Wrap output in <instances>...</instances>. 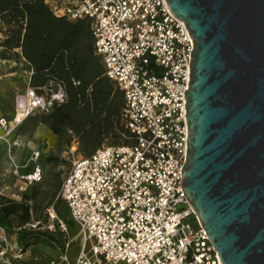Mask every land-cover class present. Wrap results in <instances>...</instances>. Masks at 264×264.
<instances>
[{
    "label": "built area",
    "instance_id": "built-area-1",
    "mask_svg": "<svg viewBox=\"0 0 264 264\" xmlns=\"http://www.w3.org/2000/svg\"><path fill=\"white\" fill-rule=\"evenodd\" d=\"M46 3L56 16L90 19L105 73L124 92L121 122L128 130L124 142L74 159L59 196L80 223L82 245L71 261L69 240L65 250L47 264H222L183 188L188 130L185 89L193 48L185 20L167 0ZM6 36L0 15V40ZM67 98L66 88L57 80L20 90L13 116L19 115L20 120L13 123L12 118L0 116V140L28 116L49 112ZM40 153L33 150V170L20 175L28 183L43 179ZM46 226L68 231L65 221L51 211ZM9 240L0 220L1 259Z\"/></svg>",
    "mask_w": 264,
    "mask_h": 264
},
{
    "label": "water",
    "instance_id": "water-1",
    "mask_svg": "<svg viewBox=\"0 0 264 264\" xmlns=\"http://www.w3.org/2000/svg\"><path fill=\"white\" fill-rule=\"evenodd\" d=\"M193 37L183 188L222 264H264V0H167Z\"/></svg>",
    "mask_w": 264,
    "mask_h": 264
},
{
    "label": "crops",
    "instance_id": "crops-1",
    "mask_svg": "<svg viewBox=\"0 0 264 264\" xmlns=\"http://www.w3.org/2000/svg\"><path fill=\"white\" fill-rule=\"evenodd\" d=\"M44 2L46 3V0ZM49 9L51 10L50 7ZM71 21L78 28L71 32L68 39L64 41L63 47L54 56L55 62L65 63L64 65L62 64L63 66L55 67L51 65V69L45 67L35 70V66L25 57L22 46L19 45L7 49L0 45V116L8 118L14 116L15 96L20 90H24L29 85L40 86L45 82H49L51 77L65 76L67 74H65L66 70L69 69L74 72V74H71L72 79L81 78L88 91H91L101 83L105 86L103 94L104 108L97 115V122L90 121L85 127L79 128V131L66 127L60 133L53 131L49 123L42 121V112H36L19 123L5 139H1L0 201L1 199L21 200L24 192L29 193L36 184L43 182L47 178V167L55 160L65 157L64 155L68 152L76 154L75 156L78 158L90 155L94 150L104 145L125 141L123 133L120 138L115 135L114 126L109 129L110 120L113 124L115 123V115L110 114L109 107L115 97L114 89L118 85L106 75L102 56L95 51V38L92 33L90 19L80 18L72 19ZM68 60L74 63L73 68L69 67ZM32 81L34 82L31 83ZM7 87L11 95L8 94V91L6 92L5 88ZM112 88L113 90L110 91ZM122 98L124 101V92ZM92 101L91 105L94 104ZM99 123L102 125L101 129L100 127H93V125ZM106 125L108 129L105 128ZM36 149L41 152L39 161L43 168V180L28 183L21 179L20 175L33 170L34 162L31 156L33 150ZM29 203L33 205L32 200H29ZM30 211L32 213L33 209ZM32 220L34 221V217ZM29 224L30 222L24 225H5L10 240L9 249L4 258L11 259L15 255L16 249L21 251L16 253V257L22 258L27 252V249H22L17 244L19 239L18 230L21 227L28 228ZM20 253L22 255H19ZM37 259V257L34 258L35 261ZM36 264L38 263L36 262Z\"/></svg>",
    "mask_w": 264,
    "mask_h": 264
},
{
    "label": "trees",
    "instance_id": "trees-1",
    "mask_svg": "<svg viewBox=\"0 0 264 264\" xmlns=\"http://www.w3.org/2000/svg\"><path fill=\"white\" fill-rule=\"evenodd\" d=\"M0 15L7 26L8 32L6 38L0 40V45L7 49L22 46L25 57L35 66V70L45 67L51 69V65L58 67L65 64L64 62H55L54 56L63 47L64 41L68 39L71 32L78 28L71 21L72 19L56 16L44 0H0ZM68 63L69 67L73 68L74 63L70 60H68ZM65 74V76L60 75V77L49 79L59 81L66 88L67 100L42 115V121L49 123L53 131L58 133L66 127L79 131V128L85 127L88 122H97V115L104 108L103 94L105 86L102 83L88 91L81 78L72 79L71 74H74L72 70H66ZM45 84L46 82L40 86ZM114 93L115 97L109 107V112L115 115V123L113 124L110 120L109 129L114 126L115 135L119 136L122 133H128V130L121 122V110L124 105L123 90L116 87ZM91 101L94 103L93 105H91ZM93 127H100L101 129L102 125L99 123L93 125ZM105 128L108 129L107 125ZM33 189H37V186L35 185L29 193L24 192L21 200L1 199L0 220L4 225H12L14 219L17 220L18 225L34 222L31 221L34 216L33 212L30 211L33 209V205L29 203V200L34 202V199H36V193H33ZM55 196L56 191L48 195L50 200ZM34 220L40 219L34 217ZM35 230H37V227L32 226L28 228L21 227L18 230L22 244L27 243L31 236L38 233ZM47 237L53 240L56 239L52 234H48ZM59 247L61 248L60 245Z\"/></svg>",
    "mask_w": 264,
    "mask_h": 264
},
{
    "label": "rangeland",
    "instance_id": "rangeland-1",
    "mask_svg": "<svg viewBox=\"0 0 264 264\" xmlns=\"http://www.w3.org/2000/svg\"><path fill=\"white\" fill-rule=\"evenodd\" d=\"M5 90L11 95L8 87L5 88ZM120 137L119 135L118 138ZM75 155L76 154L68 152L64 155L65 157L55 160L47 167V178L43 182L36 184L37 189H33V193H36V199H34L32 203L33 216L35 219L39 218L41 220L37 230H35L38 233L31 236L25 244H22L21 240L18 239L17 245L22 249H27V252L22 258L16 257V253L20 251L16 249L15 255L11 259H0V264H7L5 260L13 264H36V262L38 264H46L50 258L58 257L65 250L64 247L69 240H71V242L68 249V256L71 261L76 259L82 245L80 223L72 217L68 203L59 196L62 180L71 168L74 159L77 158ZM58 184L59 186H57ZM53 191H56V196L50 200L48 195ZM50 211L65 221L68 227L67 232L59 229L51 230L46 226L49 221ZM191 221H194L192 217ZM13 224H18L17 220L14 219ZM48 234L54 235L56 239L53 240L48 238ZM35 257L38 258L36 261L34 260Z\"/></svg>",
    "mask_w": 264,
    "mask_h": 264
},
{
    "label": "bare ground",
    "instance_id": "bare-ground-1",
    "mask_svg": "<svg viewBox=\"0 0 264 264\" xmlns=\"http://www.w3.org/2000/svg\"><path fill=\"white\" fill-rule=\"evenodd\" d=\"M12 119H13V123H16V122H19V120H20V116L19 115H16V117H12Z\"/></svg>",
    "mask_w": 264,
    "mask_h": 264
}]
</instances>
